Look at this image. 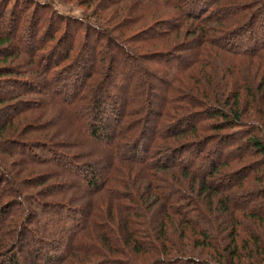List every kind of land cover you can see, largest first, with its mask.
<instances>
[{
  "label": "trees",
  "instance_id": "trees-1",
  "mask_svg": "<svg viewBox=\"0 0 264 264\" xmlns=\"http://www.w3.org/2000/svg\"><path fill=\"white\" fill-rule=\"evenodd\" d=\"M172 1L176 8L179 7V13L174 14V17L179 18L182 15L179 22L192 21L202 27L206 23L213 24L212 30L215 31H221L222 24L225 23L234 22L235 26L227 29L233 28L231 35L225 39L223 34L226 30L221 36L222 39L218 38L217 41H212L207 34H203L201 40L196 36L189 47L180 49L182 52L180 57L160 50L144 54L142 56L144 60L154 65L149 74L151 78L156 80L154 79L156 74L166 77V80L159 79L161 86L154 85L151 88V95L148 94L150 88L147 91L140 88L131 90L130 78L136 75L134 72L136 67L131 64L133 59L128 54L127 47L121 45L118 39L124 38L119 32V30L123 32L122 27L115 32L112 31V28L120 22L109 26L106 37L103 36L104 32L99 35V38L108 40L111 33L115 36L119 35L116 36L118 41H110V47L115 48L120 55L126 56L123 62L130 66V74L124 75L118 65L117 57L112 53H109V58L106 59V56L97 61L95 56L98 55V51L95 47L94 51L85 54L84 63L86 64H82L83 71L79 72L78 67L81 63L79 60H81L85 43L88 44L86 40L83 41L84 45L80 52L78 50L74 53L78 42L76 34H79V27L76 28V26H79L78 22L83 19L58 14L55 4L48 0L45 3L38 0H15L12 4L6 0V4H2L5 9L2 7L3 12L0 17L2 23L0 31L3 32H0V48L12 47L13 37L18 38V35H23L26 25L29 26L30 19L36 13L37 17L50 21L47 24H51V28L47 30V33H51L48 41L52 42V49L50 48L52 51L46 52V54L51 53V56L47 59L48 64H45V67L52 76L53 95L62 94L59 95L61 97L59 102L54 98L52 106L56 114L59 113V108L64 126L71 131L69 136L75 135L80 138L77 144L81 143V148L85 149L82 152L84 159L82 162L90 159L91 163L86 165V172L81 171V178L66 172L78 179L81 192L78 199L80 202L86 201L84 209L87 210L79 211L78 216L80 214L81 218L70 226H65L62 222L58 223L61 228L55 232L51 231V241L44 243L39 241L35 234L27 229V223L24 225L20 221L17 222V216L15 222L13 221L15 218H10V212L8 208H5L8 204L1 207L0 264H28L11 253L14 250L20 252L25 247L30 248L35 243L49 247L53 251L48 255L34 247V256L40 260L44 259L42 264H133L139 262H142L141 264H177L183 260L188 262V258L177 253L172 256L169 254L171 249L177 247L175 244H178V241L174 242L172 233L178 232L179 239H177L182 241L186 238L188 227L196 230L198 233H195V236L197 235L204 243L212 244L214 253H211L212 261H209L211 264H264V259L257 258V255L264 254L260 251V243L255 235L258 233L252 229L254 226L248 225L246 238L239 239L236 231L238 225L244 226L240 219L245 218V212H252L250 218L263 225L264 213L261 212L263 209L259 207L258 210L252 209L251 202L240 206L233 202L234 198L230 195L237 188H245L254 198L264 193V185L259 191L252 189L254 183L264 182V99L262 102L257 101V107L260 108L257 112L248 110L250 103L254 104L258 98H264V91H262L264 89V36H260L262 34L260 26L264 21V0H232L225 7L235 9L226 16L217 15L218 8L224 6L218 5L221 0H159V4H172ZM103 2L104 0H82V5L79 4L90 8L94 6L93 10L101 8L99 14L100 12L102 14ZM145 5H142L143 9ZM7 9H10L9 15L6 14ZM16 11L21 12L18 21L6 30L8 22L5 21L11 19ZM140 12L145 15V12ZM174 17L163 19L160 25H157L159 20L155 19L150 25L139 26L137 27L139 32L125 40L128 41L129 46H134L133 41L148 39L147 35H151L152 40L157 42L163 36L156 38L155 33L152 32L164 30L163 34L169 33L167 30L169 28H165L164 25H172L173 23L168 20ZM52 18L61 23L55 30ZM101 18L108 25L113 20L112 15L106 20L103 16ZM132 18L141 20L138 17ZM22 20L27 22L26 25H23ZM96 21V19L86 20V31L92 32L88 38L92 36L96 39L97 34H100L98 31L100 25ZM62 25L64 26L63 37L58 35L54 43V34L59 32ZM3 27L9 33L8 35ZM20 28L23 30L19 34L16 31ZM72 31L75 32L73 37L69 34ZM144 31H150L151 34L146 33L147 35L142 36L140 33ZM44 32L46 33L45 28L40 33L31 34V45L34 44L37 51L44 50L36 42V40H39V43L44 41L42 38ZM68 36L71 39L68 40ZM251 36L254 38L241 40ZM132 38L134 39L131 40ZM250 40L252 44H247L246 41ZM19 42L23 46L26 45L21 39ZM206 43L216 45L221 52L216 62L213 59L214 55H217L216 52L209 51ZM241 44L249 47H241ZM66 45L68 46L65 48ZM18 46L26 50V47ZM139 47H135L136 53ZM57 52H60V55L57 56ZM103 59L104 63H101L100 60ZM112 61L113 69L108 67ZM254 61H259L261 64L255 70L263 72L258 78L256 89L253 87L254 81H251L249 74L242 73L240 63L248 62L249 64ZM201 62L205 67L210 68L205 71L202 80H197L199 87L195 88L192 84L184 82L182 75L187 67ZM18 65L20 66L21 63ZM154 67H160L159 73H156ZM253 67L254 63H251V66L246 69L252 72ZM94 68L100 71L96 75L91 74ZM104 69L107 74L103 77ZM16 70L9 72L17 74ZM66 81H71V85H67ZM178 83H181L182 89ZM238 83H242L246 96L256 94L254 102L251 98L241 99L240 89L234 90ZM37 86L33 83L27 88L36 90ZM7 90L0 92V100ZM207 101L210 103L206 104ZM201 105H204L202 109L191 108V106ZM204 128H207V133L200 136L198 131ZM208 134H213L214 137ZM239 141L241 145L237 143ZM66 162L68 166H74V162ZM168 173L174 177H170ZM18 195L22 197L21 193ZM196 204L203 210L208 209L215 218L224 217L226 214L224 224L227 226L225 229L227 233L224 235L228 236H224L221 240L215 238L217 236L212 216L209 223L204 220L203 214L191 220L190 210ZM131 205L137 207L136 212L131 209ZM103 206L106 207L105 210ZM155 206L157 221L153 222V230L158 231V237L155 240L154 237L153 239L146 237L143 241L138 240L134 220L137 217H146V220L150 221L148 216L151 215L147 214V207L151 210ZM53 209L54 205L50 206L48 211L40 209L41 217L47 224L52 221L53 216H62L61 212L64 210L58 206L55 212H50ZM7 216H9L8 219H6ZM28 216L31 218L32 215ZM20 218H23L22 215ZM152 225L147 229L152 230ZM218 231L220 232L219 228ZM56 236L61 237V240L56 239ZM172 242L174 244H170ZM143 245L148 247L149 251H156L158 257L144 262V255H138ZM37 261H30V264H38Z\"/></svg>",
  "mask_w": 264,
  "mask_h": 264
},
{
  "label": "rangeland",
  "instance_id": "rangeland-1",
  "mask_svg": "<svg viewBox=\"0 0 264 264\" xmlns=\"http://www.w3.org/2000/svg\"><path fill=\"white\" fill-rule=\"evenodd\" d=\"M15 0H9V3H14ZM35 1V0H34ZM39 2L45 3L47 0H38ZM52 1L55 4L56 12L60 15L64 16H72L77 19H83L79 23V34H76L77 37V44H76V50L74 53L80 52V49L84 45L82 43L86 40L88 44L85 43L84 45V51L81 55V63L78 67L79 72L83 71L82 64L86 61L85 54L89 51H94V47L97 48L98 55L95 56L96 60L102 59L104 57L109 58V53H112L117 57L118 65H120L121 71L124 73V75L130 74V66L127 65V63L123 62L126 57L124 54L120 55L117 50L113 47H110V41H118L120 39L121 45L124 47H127L128 54L131 55L132 61L131 64L133 67H136L135 73L136 75L133 76V78H130V84H131V90H134L135 88H140L143 91L148 90V94L151 95L152 87L154 85H162L159 83V79H165L166 77L164 75H157L156 73H159V68L154 67L156 69V75L153 80L151 76L149 75L152 71V65L150 62H147L144 60L142 56L146 53H151V51L160 50L174 53L177 57L181 56L180 49H184L185 47H189L191 45V42H193L196 39V36L199 40L202 39L203 34H207L208 37L213 41H217L218 38L222 39L221 36L226 30L225 34H223V38L229 37L231 35V30H227L230 27L235 26L234 22L232 24L225 23L222 24L223 28L221 31H215L212 30L213 24L206 23L203 27L197 26L198 24L196 22L188 21L187 23L179 22L182 19V15L178 18L174 17V14L179 13V7L176 8L175 4L172 1V4L164 3L159 4V0H107L103 2L102 6V14L99 11L101 8H98L96 10H93L92 6L91 8L88 6H81L82 0H48ZM101 1V0H100ZM175 1V0H174ZM232 0H221L219 1V6L224 5L223 7L218 8L217 15H224L226 16L229 12H233L235 8L233 7H225L228 3H230ZM140 2V3H139ZM150 2V3H147ZM155 2V3H153ZM6 4V0H0V17L3 12L2 4ZM81 5H80V4ZM4 4V5H5ZM10 4V6H11ZM47 4V3H46ZM139 4V5H138ZM148 4L149 6L145 5V9L142 8V5ZM3 7V8H2ZM12 8V7H10ZM46 8V7H44ZM40 13H43L42 7L40 8ZM46 10V9H45ZM8 11V12H7ZM53 11V10H52ZM94 11V12H93ZM140 11L145 12V15L142 14ZM10 9L6 10V14L9 15ZM21 12L16 11L15 14L12 15L10 21L8 19V25H6V30H8L7 27H12V25L18 21V18L20 17ZM35 15L32 16L30 19L29 26L26 25V21L22 20L23 25H26L25 31L22 33V28L18 29L17 33H22L23 35H18V38L13 37V46H7L4 48H0V92H3L4 90L8 89L6 94H2L3 98L0 100V209L2 206L6 205V209L10 212V218H15L13 221L15 222L16 216H17V222H22V224L27 223V229L32 231V233L35 234V236L39 239V241H43L42 243L46 241H51L52 238L50 237L51 231L55 232L60 230L61 226L58 223L62 222L65 226L72 225L73 222H78V220L81 218L80 214L78 216V212L86 208V201L80 202V183L78 179H76L74 176H71L70 174L66 173H72V175L78 176L81 178V171L86 172L87 166L89 163H91L90 159L82 162L84 159L82 158V152L85 149L81 148V143L78 145L80 138H78L75 135H72V137L69 136L70 129L66 128L62 122L63 116L60 114V110L58 108V114L55 113V109L53 103L55 100L61 99V95L59 92L58 95H53L52 91L54 89L53 82L51 79V73L47 71V67H45L48 64L47 59L51 56V53L46 54L48 50L52 51V42L48 41L49 36L51 33H47V30L51 28V24L48 25L47 19H42L40 17ZM112 15L113 20L111 22L105 23L102 20V16L105 17V20ZM144 15V16H143ZM17 17V18H16ZM132 17H138L141 18V20L133 19ZM167 17H174V19L168 20V22L173 23L166 24L164 27L169 28V33L163 34L164 30L161 32H152L155 33L156 38L159 36H163V38L157 42L152 40L151 35H147L146 33H150L152 29L148 31H144L140 34L142 36L147 35L148 39H142L141 41H133L134 46H129L128 41L125 40L126 38H129L135 33H137L138 29L137 27H141L142 25H150L157 19L159 23L157 25H160V23L163 21V19ZM178 18V19H177ZM17 19V20H16ZM97 20L96 23L100 25L99 30L100 34L98 33V38L94 39L92 36L88 38L92 32L90 30L86 31V20ZM162 19V20H161ZM2 20V19H1ZM3 21V20H2ZM52 22L54 23V30L61 24L59 23V20L52 18ZM76 22V21H75ZM120 24H117L119 23ZM77 23V22H76ZM77 23V25H78ZM116 23V27L112 28V31L115 32L119 27H122L123 32H121L119 29V32L123 34L124 38H118L116 36L119 35H109L108 40L99 38V35L104 33L103 36L106 37V31L109 30V26ZM40 27H39V25ZM0 25L2 26V23L0 22ZM127 26V28H126ZM156 25H154L155 27ZM218 26V24H217ZM64 26L62 25L59 29V32L54 34V43L57 41V37H63L62 35V28ZM153 27V28H154ZM171 27V28H170ZM262 29L261 31V37L264 36V21H262V26H260ZM45 28L46 33L44 32V35L42 36L43 42L39 43V40H36L39 46H42L44 48L42 51H37L36 47H34V44L31 45V34L40 33ZM4 32L8 35L9 33L6 32L5 27H3ZM2 32V31H0ZM139 32V31H138ZM3 33V32H2ZM11 34V33H10ZM70 36L73 37L75 34L74 31L71 33L69 32ZM151 34V33H150ZM260 34V33H258ZM14 35V34H11ZM257 36V35H256ZM260 36H257L260 38ZM67 37V35H66ZM71 37L68 36V40L71 39ZM57 38V39H56ZM118 38V39H116ZM248 38L253 39L254 37H247L243 38L241 40H247ZM15 39V40H14ZM19 39L24 41L26 43L25 46H23L22 43L19 42ZM26 39V40H25ZM65 39V38H63ZM66 39V40H67ZM132 38L131 40H133ZM29 41V43H28ZM203 42V41H202ZM222 42H224L222 40ZM247 44L251 43L250 41H246ZM245 42V43H246ZM244 43V44H245ZM244 44H241V47H249L245 46ZM18 45L23 46L22 48L26 47L25 49L19 48ZM30 45V46H29ZM54 45V44H53ZM71 45V44H70ZM208 46L209 51L212 50L213 52H216L217 55H214V62L217 61L218 54L221 53L217 49V46L214 44L206 43ZM36 46V45H35ZM51 46V47H50ZM68 45L64 46L65 48ZM72 46V45H71ZM139 47V51L135 52V47ZM49 47V48H48ZM51 48V49H50ZM57 49V48H56ZM110 50V51H109ZM55 51V50H54ZM36 53V54H35ZM57 56L60 55V52H57ZM122 54V52H121ZM127 54V55H128ZM163 54V53H161ZM35 55V56H34ZM74 55V54H73ZM164 56V54H163ZM175 56V57H176ZM87 57V56H86ZM221 57V56H219ZM3 59V60H2ZM56 59V58H54ZM2 60V61H1ZM95 60V61H96ZM109 60V59H108ZM107 60V63H108ZM111 60V59H110ZM94 61V62H95ZM101 63H104V59L100 60ZM18 63H21L19 66ZM241 63V69L242 73H248L251 77V81H254L253 86L255 89L257 88L256 85L258 83V78L262 76L263 72H257L255 69L261 66L259 61H254L251 63H254V67L251 70L246 69L247 67L251 66V63L248 64L246 62L245 64L243 62ZM46 64V65H45ZM86 64V63H84ZM107 65V64H106ZM114 68V62H110L108 67ZM210 67H205L204 63H196L194 65H190L185 69L186 72L183 73L182 79H184V82H188L192 84L195 88L199 87L197 84L201 78L203 79V74L205 71H208ZM6 69V70H5ZM14 69H17L15 73L13 74L12 71ZM5 70V71H3ZM255 70V71H254ZM100 71H98L96 68H94L93 72L91 74L96 75ZM104 74L106 75V69L103 70L102 76L104 77ZM64 77V76H62ZM84 77V76H83ZM181 79V80H182ZM201 79V80H202ZM207 84L209 83L207 80H203ZM67 82V81H66ZM33 83H36L38 85L36 87V90H28V85H33ZM71 81L67 82V85H71ZM86 83V82H85ZM179 87L181 83H178ZM14 86V87H13ZM149 86V87H148ZM22 87V89H20ZM130 87V86H129ZM18 88V89H17ZM240 89V94H242L241 99L247 100V98H251L254 102V96L256 94H248V96L245 95L246 90L242 86V83L234 87V90ZM264 91V89L262 90ZM199 95H201V92L198 91ZM195 94V93H194ZM60 95V96H59ZM147 95V94H146ZM176 95V92H175ZM196 95V94H195ZM197 96V95H196ZM198 97V96H197ZM55 98V100H54ZM202 98V97H201ZM264 98L260 97L256 100L254 104L250 103L248 110H254L257 112L260 108L257 107V101H263ZM210 102H206L208 104ZM204 105L193 107L192 109H202ZM62 107V106H60ZM260 112V111H259ZM201 120V119H200ZM198 120V121H200ZM207 128L199 130V135L203 136L206 135ZM213 134H208V136L214 137ZM239 145H241L240 141L237 142ZM189 146V145H187ZM66 161H72L74 162V166H68ZM95 159H93V162ZM88 162V163H87ZM55 163L56 165L53 166L52 164ZM95 163V162H94ZM77 167V168H76ZM257 172V171H256ZM256 174V173H255ZM5 175V176H3ZM170 177L172 176L170 173H168ZM3 176V178H1ZM32 177V178H30ZM255 178V176H254ZM34 179V180H33ZM3 180L5 182H3ZM264 185L263 183H258L252 186V189L254 191H259L261 189V186ZM18 193L22 194V197L18 195ZM251 193V192H250ZM245 190V188H237L231 192V197L234 198L233 202L237 203L238 205H242L246 202H251L252 209L258 210V207L263 209L261 210L262 213H264V193L263 195H259V197L254 198L252 194ZM254 198V199H253ZM128 204L130 202L128 201ZM54 205V209L50 212H55L58 209V206H61L64 210L61 212L62 216H53L52 221L48 224L46 223V220L41 217V208L42 210L45 209L48 211L50 206ZM158 207V205H157ZM215 207V205H214ZM237 207V206H236ZM3 208V207H2ZM27 208V209H25ZM105 210V206H103ZM137 207L131 205V209L136 212ZM235 210H238L237 208L232 207ZM148 209V216L150 221L146 220L145 218H135L134 221H136V231L138 234V240L140 239L143 241L146 237H151L154 240L158 237V231H154V221H157L156 213L157 211L156 206L154 208H151V210ZM205 210V211H204ZM201 209L198 207V205H194L192 207V210H190V218L193 220L194 217H200L201 214L205 215V221L208 223L211 220V216H213L212 212H209L208 209ZM77 211V212H76ZM207 211V212H206ZM26 215H25V213ZM109 212V211H108ZM35 213V214H34ZM31 214L30 216H28ZM253 213L248 212L244 214V219H240L242 225H238L236 227L238 238L241 237L246 238L248 231V225H251L258 233L257 236L259 243H260V251L262 254L264 249V224L261 225L257 223V220H253L250 218V216ZM22 215L23 218H20ZM202 215V216H203ZM52 216V215H51ZM65 216H67L65 218ZM30 221H29V219ZM57 217V218H55ZM9 216H7L6 219H8ZM143 219V220H142ZM214 225L213 227L216 230V236L215 238L223 239L225 233H227L226 225L224 224L226 220V214L224 217H214ZM111 221V220H110ZM177 221V220H176ZM24 222V223H23ZM153 224V225H152ZM152 225V230H148L147 227ZM209 225V224H208ZM210 226V225H209ZM210 228V227H209ZM218 228L220 229V232L218 231ZM252 232V231H251ZM161 233V232H159ZM195 233H198L196 230L192 229V227H188V230L186 231V238L182 241H179L178 239V232L172 233V238L174 242L178 241V244H175L177 247L169 252L170 256L174 254H178L180 256H183L185 258H188V262L179 261L177 264H211L209 261H212L211 253H214L212 249V244L207 242L204 243V241L200 240L198 236H195ZM222 233V235H221ZM253 233V232H252ZM221 235V236H220ZM169 236V234H168ZM58 240H61V237H55ZM178 238V239H177ZM174 242L170 244H174ZM145 243V242H144ZM148 245L147 243H145ZM215 244V242H214ZM208 245L210 247H208ZM36 250H42L43 253L46 254H52V250L49 247H46L44 245H38L35 243L33 246L25 247L22 251L18 252L16 250L12 251V255H15L18 257L22 262H27L30 264V261H34L38 264H42L44 262V259H37L34 256V249ZM145 248V249H144ZM214 248V247H213ZM218 248V247H215ZM255 251L257 255V247L255 246ZM7 254H10L7 252ZM138 255H144V262H147L153 258L158 257V254L156 251H149L148 247L142 246V250L140 251V254ZM118 256V254H117ZM195 258V259H194ZM257 258L264 259V255L259 256L257 255ZM127 260L130 261L129 258ZM136 262V261H134ZM193 262V263H192ZM139 263H133V264H141Z\"/></svg>",
  "mask_w": 264,
  "mask_h": 264
}]
</instances>
